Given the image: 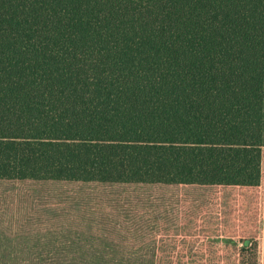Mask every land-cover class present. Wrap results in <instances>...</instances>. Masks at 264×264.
<instances>
[{
	"label": "trees",
	"instance_id": "trees-1",
	"mask_svg": "<svg viewBox=\"0 0 264 264\" xmlns=\"http://www.w3.org/2000/svg\"><path fill=\"white\" fill-rule=\"evenodd\" d=\"M263 213L264 0H0V264H262Z\"/></svg>",
	"mask_w": 264,
	"mask_h": 264
},
{
	"label": "rangeland",
	"instance_id": "rangeland-1",
	"mask_svg": "<svg viewBox=\"0 0 264 264\" xmlns=\"http://www.w3.org/2000/svg\"><path fill=\"white\" fill-rule=\"evenodd\" d=\"M264 216V213H263ZM258 245L261 249V255H262V264L264 263V234L262 233L261 236L258 238Z\"/></svg>",
	"mask_w": 264,
	"mask_h": 264
}]
</instances>
